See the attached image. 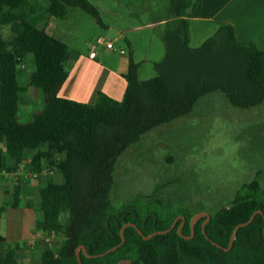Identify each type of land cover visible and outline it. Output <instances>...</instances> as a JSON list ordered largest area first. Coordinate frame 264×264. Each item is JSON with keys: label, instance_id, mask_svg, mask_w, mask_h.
I'll use <instances>...</instances> for the list:
<instances>
[{"label": "trees", "instance_id": "16d2710c", "mask_svg": "<svg viewBox=\"0 0 264 264\" xmlns=\"http://www.w3.org/2000/svg\"><path fill=\"white\" fill-rule=\"evenodd\" d=\"M32 3L0 0V143L5 148L0 151V173L15 170L6 165L7 157L20 164L30 151L33 173L56 167L62 175L61 183L49 179L39 191L42 216L38 229L64 236L57 252H43L41 264H79L78 256L82 264L124 260L130 264H264L260 171L243 184L230 206L210 215L204 228L207 217H202L194 233L193 216L182 212V235V219L170 232L149 240L132 226L122 235L129 223L145 236L167 230L179 214L137 202L115 207L111 199L118 158L149 131L189 115L203 96L220 92L231 106L242 110L264 104V51L253 43L240 42L229 24L218 27L200 47H191L190 19L200 17L202 0H171L169 19L176 22L164 30L166 53L154 64L157 75L140 80L139 64L131 56L124 99L116 101L99 93L95 105L84 104L59 97L68 78V46L40 25ZM71 8L84 11L105 28L98 8L89 0H49L45 12L66 18ZM5 26H10L12 39L4 37ZM29 56L35 69L27 85L36 89L44 108L22 123L19 73ZM14 197L19 200V187ZM259 210L263 214L241 227L226 251L235 228ZM62 214L67 216L65 221L60 220ZM116 246L114 252L94 257ZM17 247L0 252V264H17Z\"/></svg>", "mask_w": 264, "mask_h": 264}, {"label": "rangeland", "instance_id": "374dc122", "mask_svg": "<svg viewBox=\"0 0 264 264\" xmlns=\"http://www.w3.org/2000/svg\"><path fill=\"white\" fill-rule=\"evenodd\" d=\"M34 1L46 7L49 0ZM89 1L98 8L106 27L98 25L82 10L71 8L66 19L56 18L70 46L83 52L91 45H98V34L109 35L108 40L126 29L152 24L145 35H154V40L147 47L139 45L134 61L139 64L140 80L155 77L154 64L166 53L163 20L169 19L171 0ZM133 31L126 36L136 35ZM3 35L12 39L10 26L3 28ZM212 35L211 29L193 22L190 46L198 48ZM115 46L126 47L127 43L121 39ZM147 50H151L149 60H145ZM32 65L29 59V71ZM22 108L20 106L19 120L29 122L35 112H39L41 101L34 100L24 112ZM3 148L0 145V149ZM259 171L264 188V104L242 110L231 106L222 93L214 92L198 100L189 115L149 131L118 158L111 199L115 207L137 202L150 209L169 208L179 214L178 221L184 217L182 212L193 217L202 212L212 215L222 206H230L243 184L251 182ZM4 173L10 177L9 172ZM2 175L0 173V177H4ZM54 178L58 179L55 175ZM13 188L0 184V208H8L13 202ZM3 189L10 194L3 193ZM24 203L25 200L23 208L16 212L18 218H23L26 228L21 247L36 243L44 235L36 227L42 212L37 207L27 210ZM66 218L65 214L60 216L61 221ZM5 224L3 221L2 225ZM63 239V234L56 233L42 250L38 246L34 250L22 247L16 255L17 264H41L43 252L47 249L57 252ZM120 264H130V261Z\"/></svg>", "mask_w": 264, "mask_h": 264}, {"label": "crops", "instance_id": "0c3cea01", "mask_svg": "<svg viewBox=\"0 0 264 264\" xmlns=\"http://www.w3.org/2000/svg\"><path fill=\"white\" fill-rule=\"evenodd\" d=\"M32 2L38 5L36 8V16L40 19V25L45 28L49 35L68 46V52L65 58V68L68 72V78L59 90V97L95 105L99 93H103L113 100L122 101L128 86L125 76L129 72L130 57L132 56L134 59V56L137 55L139 45L145 44V47H147V45L152 44L154 35H145V32L152 27V24L139 25L132 29H126L114 35L113 39L108 40H106V37H110L109 35L105 37L102 34H98V45H91L85 51L78 52L70 46L67 42L68 40H66L67 38L63 37L62 26L57 23V17L46 14L45 10L47 6L44 7L39 1L32 0ZM175 22V19L163 20L166 26L168 24L173 25ZM193 22L202 23L204 27L211 29L213 34L222 24H229L234 28L235 35L240 42L253 43L259 50L264 51V0H202L200 17L190 19V33ZM108 28L110 27L108 26ZM132 30L136 32L133 33L136 35L127 37L126 34L131 33ZM121 39H124L127 46L116 48L115 43H118ZM108 43H113L114 50H107ZM150 51H146L145 60H149ZM29 59L33 61L32 56H29L26 62L20 66L21 70L19 73V81L23 89L20 105L23 107L22 112L26 111L28 104L33 103L34 100L41 101L39 111L44 108V101L38 95L36 89L27 85V79H29L35 69L33 61L32 70H28ZM0 145L4 147L3 144L0 143ZM4 149H0V151ZM31 156L32 152L27 151L25 158L20 164H16L13 159L7 157L6 165L15 168V170L10 173V177L4 172L2 173L4 177H0L2 187L9 185L14 187L13 202L9 204L8 208H3L4 210L0 214V251L3 250L6 252L8 246L14 248L18 245L16 255L22 247L28 250H34L38 246L42 250L47 243L56 237L55 232H44L42 238L37 240L36 243L30 242L29 245L23 244L22 247L20 246V242L24 240L26 228L23 218H18L16 212L23 208L24 200V208L27 210L37 207L36 209L41 211L40 189L49 179H53L59 183L62 182V175L56 167H45L42 173H33L30 164ZM54 175L58 179H55ZM17 187L20 188L19 200H16L14 197ZM2 191L3 193L7 192L5 189ZM3 221L6 223L4 226L2 225Z\"/></svg>", "mask_w": 264, "mask_h": 264}, {"label": "water", "instance_id": "95a60500", "mask_svg": "<svg viewBox=\"0 0 264 264\" xmlns=\"http://www.w3.org/2000/svg\"><path fill=\"white\" fill-rule=\"evenodd\" d=\"M257 214H263V212H262L261 210L256 211V212L252 215V217L250 218V220H249L248 222H246V223H242V224H239V225L235 228V230H234V232H233V235H232V237H231V240H230V245H229V247H228L227 249H225L226 251H229V250L232 248V246H233V244H234V241H235L236 238H237L238 230H239L241 227H245V226H248L249 224H251V223L253 222V220H254V218H255V216H256ZM202 217H207V220L203 223V228L206 226V224L208 223V221H209L210 218H211V216H210L208 213H206V212L199 213V214L195 215L194 217H192V219H191L192 233H194V226H195V224H196V223H197ZM182 219H183V222H182V224H181L180 227H179V232H180V234H181V228H182L183 224L185 223V217H182ZM177 221H178V219L173 223V225H172L169 229L164 230V231H158V232H155V233H153V234H151V235H149V236H145L144 233H143V232H142V231H141V230H140L135 224L129 223V224H126V225L123 227V229H122V235H123V231L125 230L126 227H128V226H132V227H134L135 229H137L138 233H139V234H140L145 240H149V239H151L153 236H155L156 234H166V233L170 232V231L175 227ZM181 235H182V234H181ZM186 238L189 239V238H191V237H186ZM122 243H124V240H123ZM213 244L216 245L217 247H221L219 244H216L215 242H213ZM119 246H120V245H119ZM119 246H116V247L110 249L109 251H107V252H105V253H103V254H100V255L94 256V257H103V256H106V255L109 254L110 252H114L115 250H117V249L119 248ZM80 249H82L83 251H85V247H84V246H82ZM78 253H79V249H78ZM78 261H79V264H82L80 256H78Z\"/></svg>", "mask_w": 264, "mask_h": 264}, {"label": "built area", "instance_id": "2783aa9c", "mask_svg": "<svg viewBox=\"0 0 264 264\" xmlns=\"http://www.w3.org/2000/svg\"><path fill=\"white\" fill-rule=\"evenodd\" d=\"M107 50L108 51H112V50H114V45H113V43H108L107 44ZM122 53H123V51H122ZM54 233V232H53Z\"/></svg>", "mask_w": 264, "mask_h": 264}]
</instances>
